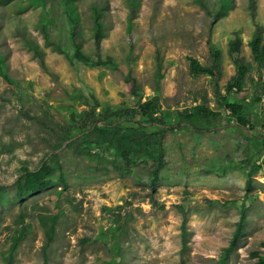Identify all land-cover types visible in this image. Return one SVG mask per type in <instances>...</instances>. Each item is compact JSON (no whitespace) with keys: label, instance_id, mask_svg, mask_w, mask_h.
Returning a JSON list of instances; mask_svg holds the SVG:
<instances>
[{"label":"rangeland","instance_id":"rangeland-1","mask_svg":"<svg viewBox=\"0 0 264 264\" xmlns=\"http://www.w3.org/2000/svg\"><path fill=\"white\" fill-rule=\"evenodd\" d=\"M73 31L90 62L76 58ZM94 119L117 146L85 140L78 126ZM154 129L156 189L142 139ZM43 162L52 183L14 199L23 169ZM9 260L264 264V0H0V264Z\"/></svg>","mask_w":264,"mask_h":264},{"label":"trees","instance_id":"trees-1","mask_svg":"<svg viewBox=\"0 0 264 264\" xmlns=\"http://www.w3.org/2000/svg\"><path fill=\"white\" fill-rule=\"evenodd\" d=\"M94 15H95V31H94V37L95 42L98 50L101 48V39L103 36V29L104 24L101 20V13L96 8L94 9ZM48 42H50V38L47 34V29H45ZM76 32L73 31L71 35V41L75 47V56L79 60H82L84 62H90L91 58L89 55L85 54L82 50L81 44L79 41L76 40ZM239 38L235 41H232L231 44H233V47L237 48ZM37 46V45H36ZM211 52L214 54L216 59L218 58V49L211 43ZM58 48L62 50V46L58 45ZM36 53L41 56L42 62L44 63V59L42 57V52L40 50L36 49ZM96 62L98 63H104L102 60V57L100 53L97 54ZM78 128L82 129V131H85V140L89 142L90 144H102L104 142H109L113 146H117L118 142L121 141L120 135L118 133L114 132L113 130L105 127L102 123H100L98 120H93L92 122L88 124H80ZM158 129L154 130H144L142 132V136L145 138H142L144 141V146L148 147L147 153L153 156L154 161V168L152 170L154 174V181L152 182L153 189H156V183L159 175V170L164 165L163 161V150H162V134L160 136H157ZM152 141H158L159 143V149H155L151 144ZM53 167L52 165L43 162L40 167L37 169L31 170L29 168H24L23 172L20 174V176L15 181V197L14 199H20L25 197L27 194L36 192L41 190L42 188L47 187L52 183V178L50 176V173L52 171ZM60 179H63V176L61 174ZM187 216L184 217L183 221V233L186 234L187 228H186V219ZM243 230V217H241L240 221L238 222V226L234 232V236L230 241V244L225 248L224 254L222 258L226 257V255L233 250L237 244H238V238ZM185 236V235H184ZM8 264H11V260H9Z\"/></svg>","mask_w":264,"mask_h":264}]
</instances>
